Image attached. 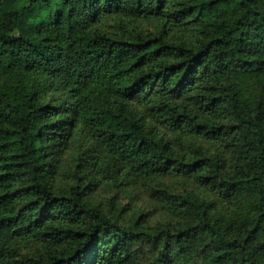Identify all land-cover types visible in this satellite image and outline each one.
I'll use <instances>...</instances> for the list:
<instances>
[{
	"label": "trees",
	"instance_id": "trees-1",
	"mask_svg": "<svg viewBox=\"0 0 264 264\" xmlns=\"http://www.w3.org/2000/svg\"><path fill=\"white\" fill-rule=\"evenodd\" d=\"M0 264H264V0H0Z\"/></svg>",
	"mask_w": 264,
	"mask_h": 264
},
{
	"label": "rangeland",
	"instance_id": "rangeland-1",
	"mask_svg": "<svg viewBox=\"0 0 264 264\" xmlns=\"http://www.w3.org/2000/svg\"><path fill=\"white\" fill-rule=\"evenodd\" d=\"M230 31L233 33V34H237L239 32V29L238 27H236L235 25L231 24L230 25Z\"/></svg>",
	"mask_w": 264,
	"mask_h": 264
}]
</instances>
